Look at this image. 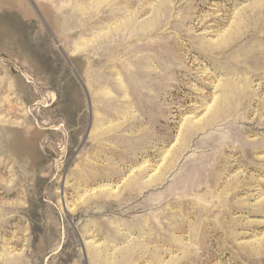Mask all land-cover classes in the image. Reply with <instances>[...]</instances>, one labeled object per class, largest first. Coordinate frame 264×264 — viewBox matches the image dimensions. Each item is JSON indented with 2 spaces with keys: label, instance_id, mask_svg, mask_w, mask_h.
<instances>
[{
  "label": "rangeland",
  "instance_id": "obj_1",
  "mask_svg": "<svg viewBox=\"0 0 264 264\" xmlns=\"http://www.w3.org/2000/svg\"><path fill=\"white\" fill-rule=\"evenodd\" d=\"M0 264H264V0H0Z\"/></svg>",
  "mask_w": 264,
  "mask_h": 264
}]
</instances>
